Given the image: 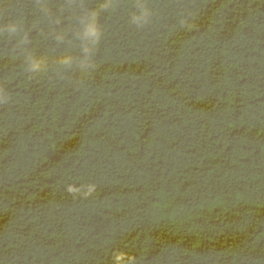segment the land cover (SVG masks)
I'll return each instance as SVG.
<instances>
[{
  "label": "trees",
  "instance_id": "obj_1",
  "mask_svg": "<svg viewBox=\"0 0 264 264\" xmlns=\"http://www.w3.org/2000/svg\"><path fill=\"white\" fill-rule=\"evenodd\" d=\"M0 264H264V0H0Z\"/></svg>",
  "mask_w": 264,
  "mask_h": 264
}]
</instances>
